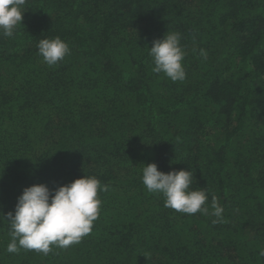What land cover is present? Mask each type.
<instances>
[{"label": "trees", "instance_id": "16d2710c", "mask_svg": "<svg viewBox=\"0 0 264 264\" xmlns=\"http://www.w3.org/2000/svg\"><path fill=\"white\" fill-rule=\"evenodd\" d=\"M0 264H264V0H0Z\"/></svg>", "mask_w": 264, "mask_h": 264}]
</instances>
